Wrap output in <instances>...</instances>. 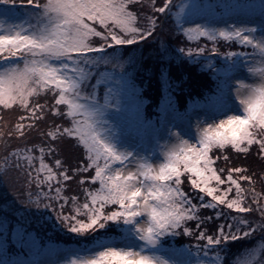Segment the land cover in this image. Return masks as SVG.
Segmentation results:
<instances>
[{
  "label": "snow or ice",
  "instance_id": "1",
  "mask_svg": "<svg viewBox=\"0 0 264 264\" xmlns=\"http://www.w3.org/2000/svg\"><path fill=\"white\" fill-rule=\"evenodd\" d=\"M0 187V264H264V0H0Z\"/></svg>",
  "mask_w": 264,
  "mask_h": 264
},
{
  "label": "trees",
  "instance_id": "2",
  "mask_svg": "<svg viewBox=\"0 0 264 264\" xmlns=\"http://www.w3.org/2000/svg\"><path fill=\"white\" fill-rule=\"evenodd\" d=\"M219 41L220 43H218V46L221 48V51H224L225 49L224 41L223 40H219ZM201 42L202 41H199V43ZM232 45L235 46V44H232ZM233 46L229 48V45H227V49L228 50H236V49L240 50L238 45H237V48ZM197 67H198L197 65H189L187 62H185L180 67H177L174 65L172 68V72L174 76L179 78L181 71L182 70L186 71L189 74V84L191 87V93H192L193 98L203 101L205 95L206 94L210 95L212 92V79L207 74L198 72ZM145 95L151 101V103L145 105V112L147 115H153L154 114L152 111L153 104L158 102V99H157L158 91H157V86L155 84V77H153V83L150 84L149 88L145 92ZM179 104L181 107V111H183L184 108H186V106L188 105V96L185 95L181 97L179 99ZM15 115L16 114L14 113L6 114L7 117H14ZM65 151L66 153H71L72 152L71 146L66 144ZM234 161L237 165L252 164L253 170H255L257 166L256 162L252 161L251 159L245 160V158L242 155L239 158L234 157ZM3 194H4V189L3 187H0V196H3ZM8 195L11 196L12 193L9 192ZM33 227L35 228L37 234L40 236L41 242H43L46 239H50L53 244L58 245V246H63V245H67L70 243L77 242L75 238V234L69 233V236H59L61 231L48 230V229L42 230L39 227H36L35 225H33ZM183 241L187 242V240L178 237L176 243L177 244L183 243ZM257 242H261V241L257 240L256 243ZM7 250L10 255H14L16 251L13 245H9Z\"/></svg>",
  "mask_w": 264,
  "mask_h": 264
},
{
  "label": "rangeland",
  "instance_id": "3",
  "mask_svg": "<svg viewBox=\"0 0 264 264\" xmlns=\"http://www.w3.org/2000/svg\"><path fill=\"white\" fill-rule=\"evenodd\" d=\"M23 19V15L21 14V16H19V17H15V18H13V20H14V22H17V23H19V21L20 20H22ZM199 22V21H198ZM233 21H229V23H232ZM217 27H222V25H217ZM220 40H223L222 38L220 39ZM202 42H201V44H205V43H211L210 41H208L207 39H202L201 40ZM224 41V40H223ZM218 43H220V41H218ZM227 45H229L228 44V42H226V41H224V47H225V49H224V51H227L228 49H227ZM193 46H195L194 44H193ZM231 46H233V45H231ZM233 47H235V48H237V44H235V46H233ZM237 50V49H236ZM246 50H249L250 51V49H246ZM233 51H235V50H233ZM248 83H253L254 81H252V80H249V81H247ZM237 103H238V101H236ZM188 106V105H187ZM186 106V107H187ZM222 118H224V117H218L217 118V122H218V120L219 119H222ZM211 121H209V123H210ZM193 131H195V129H193ZM154 156H159L160 155V153L159 152H156V153H154L153 154ZM160 161L159 160H153V163H159ZM57 231H60V230H57ZM59 236H69V233L68 232H66V231H61L60 232V235ZM183 243H187L186 241H183ZM260 243L261 242H257L256 243V247L257 248H259V245H260ZM77 246V242H74V243H70V244H67V245H63V246H60V248L62 249V250H65V249H72V248H74V247H76ZM61 254H62V252H61Z\"/></svg>",
  "mask_w": 264,
  "mask_h": 264
}]
</instances>
